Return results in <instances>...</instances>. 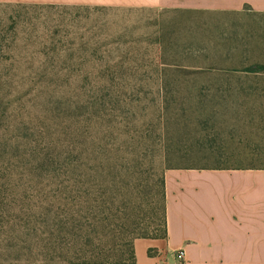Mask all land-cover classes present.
Returning a JSON list of instances; mask_svg holds the SVG:
<instances>
[{
    "label": "rangeland",
    "instance_id": "1",
    "mask_svg": "<svg viewBox=\"0 0 264 264\" xmlns=\"http://www.w3.org/2000/svg\"><path fill=\"white\" fill-rule=\"evenodd\" d=\"M255 65L248 8L0 0V264L126 260L162 234L166 172L263 169Z\"/></svg>",
    "mask_w": 264,
    "mask_h": 264
},
{
    "label": "crops",
    "instance_id": "2",
    "mask_svg": "<svg viewBox=\"0 0 264 264\" xmlns=\"http://www.w3.org/2000/svg\"><path fill=\"white\" fill-rule=\"evenodd\" d=\"M159 10L264 14V0H155ZM166 233L133 241V264H264V168L165 174Z\"/></svg>",
    "mask_w": 264,
    "mask_h": 264
},
{
    "label": "trees",
    "instance_id": "3",
    "mask_svg": "<svg viewBox=\"0 0 264 264\" xmlns=\"http://www.w3.org/2000/svg\"><path fill=\"white\" fill-rule=\"evenodd\" d=\"M264 71V65H255L252 67H248L245 72H253V73H259V72H263ZM190 169H196V168H190ZM211 169H216V170H227V168H211ZM164 228L162 231L161 236L159 237H163L165 236L166 233V219L164 216ZM140 238H146V237H140ZM158 238V237H155ZM128 246H130L129 251H128V257L126 260H117L114 262H107L106 260H102V261H91L88 264H133L135 262V258H134V251H133V244H129ZM83 264H87V263H83Z\"/></svg>",
    "mask_w": 264,
    "mask_h": 264
},
{
    "label": "built area",
    "instance_id": "4",
    "mask_svg": "<svg viewBox=\"0 0 264 264\" xmlns=\"http://www.w3.org/2000/svg\"><path fill=\"white\" fill-rule=\"evenodd\" d=\"M173 257L177 264H186L185 253L183 250L176 251Z\"/></svg>",
    "mask_w": 264,
    "mask_h": 264
}]
</instances>
